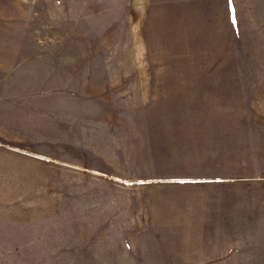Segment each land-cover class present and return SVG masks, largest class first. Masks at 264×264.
Segmentation results:
<instances>
[{"label": "rangeland", "instance_id": "374dc122", "mask_svg": "<svg viewBox=\"0 0 264 264\" xmlns=\"http://www.w3.org/2000/svg\"><path fill=\"white\" fill-rule=\"evenodd\" d=\"M0 148V264H264V0H0Z\"/></svg>", "mask_w": 264, "mask_h": 264}, {"label": "crops", "instance_id": "0c3cea01", "mask_svg": "<svg viewBox=\"0 0 264 264\" xmlns=\"http://www.w3.org/2000/svg\"><path fill=\"white\" fill-rule=\"evenodd\" d=\"M3 152L2 149L0 148V166L2 165L3 162ZM27 196V193H14V192H7V191H1L0 192V209L5 208L6 209V214H0V221H9L12 220L10 217L13 216L11 213L10 208H19L24 206L22 201L25 199ZM5 216V217H4Z\"/></svg>", "mask_w": 264, "mask_h": 264}, {"label": "snow or ice", "instance_id": "6c2138e0", "mask_svg": "<svg viewBox=\"0 0 264 264\" xmlns=\"http://www.w3.org/2000/svg\"><path fill=\"white\" fill-rule=\"evenodd\" d=\"M233 22H235V21H233Z\"/></svg>", "mask_w": 264, "mask_h": 264}]
</instances>
